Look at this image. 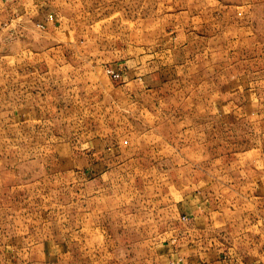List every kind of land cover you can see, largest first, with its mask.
Segmentation results:
<instances>
[{
	"label": "rangeland",
	"instance_id": "1",
	"mask_svg": "<svg viewBox=\"0 0 264 264\" xmlns=\"http://www.w3.org/2000/svg\"><path fill=\"white\" fill-rule=\"evenodd\" d=\"M27 3L36 22L0 24V60L6 53L8 65L22 67L0 70L1 224L54 234L74 264H142L146 256L159 264L166 251L158 247L181 229L177 199L191 174L222 173L213 161L232 163L225 174L240 192L231 199L236 227L239 214L264 211V0ZM183 24L195 32L191 47L165 53ZM143 59L156 73L162 60L177 64L175 81L113 90L116 64ZM96 139L122 147L118 181L81 177L84 147ZM92 192L114 194L105 213L112 217L85 231L80 217ZM223 234L239 249L256 236L264 245V232Z\"/></svg>",
	"mask_w": 264,
	"mask_h": 264
},
{
	"label": "crops",
	"instance_id": "2",
	"mask_svg": "<svg viewBox=\"0 0 264 264\" xmlns=\"http://www.w3.org/2000/svg\"><path fill=\"white\" fill-rule=\"evenodd\" d=\"M34 6L36 7L33 3H27V0H0V24L7 22L8 19H12L11 21L16 24L23 19H29L30 23L36 22L37 17L25 14L30 9L34 10ZM171 34H174L173 47L168 48L170 45H165V53L169 55L191 47L188 37L195 32L183 24L177 25ZM180 39H182L181 44L178 43ZM17 52L16 55L22 50ZM6 55L4 53L1 56L0 70L11 73L13 68L15 70L22 68L18 64L8 65ZM143 60V63H135L128 68L121 65L119 67L116 64L115 70L119 71L121 76L118 77L120 78L117 79L118 82L112 84L113 90H118L123 85L160 88L175 81L171 79V76L178 65H173L170 59V63L161 61L158 73L152 72L149 64L145 63V59ZM169 72L171 74L167 76ZM15 81L17 82V79ZM99 143L101 141L96 139L87 148L84 147L85 156H87V151L89 155L82 166V161H80L79 166L82 168L80 173L85 184L96 183L95 181L106 183L110 179L118 181L120 175L125 176L121 171L124 170L125 164L122 160V147L111 148ZM128 163L127 160L126 164ZM239 163L236 161L234 164ZM231 164L224 161H213L214 168L222 169V173L218 171L217 175L214 173L212 177L205 179L191 174L190 189L181 194L176 201V211L182 220L181 229L169 243L158 247L160 254L166 251V256L163 254L158 256L159 264H264V245L259 244L257 236L253 241L249 239L244 241L245 244L240 249L236 245L230 246L222 239L223 232L233 230L245 233L264 232V211L257 206L247 213L239 214L244 221H241L237 227L231 221V199L237 198L240 193L231 187L232 177L225 174V168H230ZM255 183L257 184V180ZM113 195L105 192L87 194L84 219L80 217V224L83 227L88 224L85 225V231L90 230L86 226L93 225L95 230H102L103 223L111 216L105 213L111 206L108 201L113 200ZM253 196L254 199L262 198L257 193H253ZM80 215L82 216V213ZM92 220H94L93 224L90 223ZM16 223L17 220L14 225L0 223V264H74L68 243L63 240L58 241L54 234L44 236L36 228L28 226L23 230L22 224L17 227ZM8 228L11 232L7 236ZM237 250H240V253H237ZM86 262V258L82 257L80 263L86 264ZM140 262L150 264L149 257H143V261L137 263Z\"/></svg>",
	"mask_w": 264,
	"mask_h": 264
},
{
	"label": "built area",
	"instance_id": "3",
	"mask_svg": "<svg viewBox=\"0 0 264 264\" xmlns=\"http://www.w3.org/2000/svg\"><path fill=\"white\" fill-rule=\"evenodd\" d=\"M111 73H114L115 74V71H112ZM119 74L117 73L116 76H118Z\"/></svg>",
	"mask_w": 264,
	"mask_h": 264
}]
</instances>
